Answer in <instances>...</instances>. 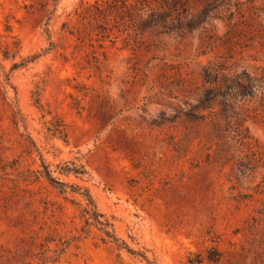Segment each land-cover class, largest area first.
Returning <instances> with one entry per match:
<instances>
[{
    "label": "rangeland",
    "instance_id": "rangeland-1",
    "mask_svg": "<svg viewBox=\"0 0 264 264\" xmlns=\"http://www.w3.org/2000/svg\"><path fill=\"white\" fill-rule=\"evenodd\" d=\"M122 1L0 0V264H264V108L243 143L198 106L210 62L264 66V0L183 36Z\"/></svg>",
    "mask_w": 264,
    "mask_h": 264
},
{
    "label": "trees",
    "instance_id": "trees-1",
    "mask_svg": "<svg viewBox=\"0 0 264 264\" xmlns=\"http://www.w3.org/2000/svg\"><path fill=\"white\" fill-rule=\"evenodd\" d=\"M56 1V0H55ZM149 8L150 22L154 27H158L162 32L172 33L176 32L178 35L183 36L190 30L201 26V24L209 17L215 19H222V15L226 12L229 13L227 17L232 20L235 14H241V7L243 3L239 0H143ZM193 1V5H192ZM134 6L129 0H123L121 8L128 9ZM145 8L140 9L143 11L139 13L138 17L142 18L147 11ZM241 16H243L241 14ZM237 25V22L231 27ZM228 33V32H227ZM213 39V35L209 36ZM221 38L215 36L211 45L216 43ZM5 57L6 54H5ZM19 65L14 64L13 69ZM201 87L202 92L199 94V105L204 110H212L216 105L221 107V114L224 117L227 125L226 131H234V138L246 143L247 136L242 124L239 123V115L246 110H249V105L256 104L259 101L260 107L264 108V66L256 68L254 71L243 67L241 70L228 66L225 62H210L203 68L201 74ZM199 87H195L198 90ZM218 99H220L218 101ZM238 111H234L235 108ZM257 110V109H255ZM232 111L231 114H229ZM233 126H236L235 128ZM67 173H74L84 176L87 171L84 166H79L71 163L65 166ZM46 177L51 181L54 180L51 174L46 172ZM64 185V183H61ZM87 191V190H86ZM88 201H92L90 195L83 194ZM97 222L103 226H108V222L97 219ZM108 237L118 240L111 234L110 231L105 230ZM130 252L132 250H129ZM202 259V255H197ZM222 258V252L212 247L208 251L207 259L210 262L217 263ZM202 262V260H201Z\"/></svg>",
    "mask_w": 264,
    "mask_h": 264
}]
</instances>
